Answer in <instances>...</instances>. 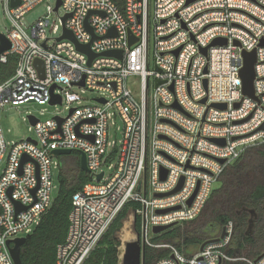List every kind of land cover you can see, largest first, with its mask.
I'll list each match as a JSON object with an SVG mask.
<instances>
[{"label": "built area", "instance_id": "2783aa9c", "mask_svg": "<svg viewBox=\"0 0 264 264\" xmlns=\"http://www.w3.org/2000/svg\"><path fill=\"white\" fill-rule=\"evenodd\" d=\"M47 1L19 0L11 7L10 0H1L10 27L0 34L10 48L0 54V65L10 57L15 65L0 81V111L51 105L53 94L60 104L51 106L66 115L41 121L28 114L29 122V116L37 120L30 127L34 137L17 142L5 141L0 124V264H14L13 244L7 242L30 235L55 199L58 161L51 150L83 152L89 177L72 196L54 264H84L126 207L139 218L144 249L167 251L154 264H264V254L253 260L228 254L230 221L191 253L154 242L162 232L152 231L196 220L227 167L246 149L264 144V0H122L121 6L114 0H55L46 16L25 27L24 16ZM59 30L56 38L48 37ZM64 31L89 45L94 55L89 64L72 41L59 40ZM217 39L226 43L211 45ZM111 51L120 56L101 55ZM253 51L254 97H249L240 72L242 53ZM86 91L98 93L95 106H83ZM116 119L122 121L116 129L121 135L111 140ZM24 156L28 161L22 163ZM105 168L112 170L108 177ZM16 205L22 209L16 211Z\"/></svg>", "mask_w": 264, "mask_h": 264}, {"label": "trees", "instance_id": "16d2710c", "mask_svg": "<svg viewBox=\"0 0 264 264\" xmlns=\"http://www.w3.org/2000/svg\"><path fill=\"white\" fill-rule=\"evenodd\" d=\"M114 1L121 6L122 0ZM14 65V57H10L6 65H0V81L12 74ZM57 161L56 197L39 225L26 236L20 249L22 264H54L56 245L63 242L66 236L72 196L89 181L88 175L80 169L78 153L59 156ZM251 172L264 179V144L246 149L237 161L227 167L218 181L219 187L212 190L200 216L189 222L194 224L190 231L181 233L179 225H176L153 238V241L176 244L179 249L184 247L185 252L191 253L209 239L211 234L219 233L230 221L233 224L228 250L230 256L253 260L264 254V181L254 187L248 185L246 180ZM137 206L130 204L132 208ZM236 210L241 211L238 213ZM248 210L256 214L250 234L247 233L250 218ZM128 212L129 207H126L119 214L84 264H118L117 240L113 235ZM134 227L136 233H139L138 217L134 220ZM166 256V250L145 247L142 264H154L156 260ZM222 264L247 263L237 260Z\"/></svg>", "mask_w": 264, "mask_h": 264}, {"label": "rangeland", "instance_id": "374dc122", "mask_svg": "<svg viewBox=\"0 0 264 264\" xmlns=\"http://www.w3.org/2000/svg\"><path fill=\"white\" fill-rule=\"evenodd\" d=\"M55 5V0H49L47 2H43L37 7H35L32 11H30L28 14L24 16L23 24L25 27H29L33 25L35 22H37L40 18L44 17L48 13V7L53 8ZM59 14H62V11H59ZM52 21L55 22V24H58V16L57 14H53L51 17ZM9 23L7 19L4 16L3 12V5L0 0V33L6 34L9 30ZM60 34V30L57 35L49 33L48 37L56 38ZM76 92H79V90H75ZM84 104L83 106L86 107H93L95 106V102L93 99H96L99 97L98 93L96 92H90L86 91L84 94H82ZM42 113V114H41ZM56 113H58L61 117H64L66 115L65 111L60 106H51V105H45V106H39L37 104H25L21 105L19 107H6L3 110L0 111V124L3 129V135L4 139L7 142H17L23 139H26L27 137H34V133L32 130H30L31 124L27 119L28 114H31L41 121H45L47 119H51ZM117 127L122 128V121L120 119H116L115 125L110 126L109 129V135L110 139H119L121 133L116 131ZM113 166L115 167L116 162H112ZM106 176L108 177L112 170H108L105 168ZM255 176L252 172L249 173L248 179L246 182H248V185L253 187L259 183H263L264 179ZM54 178L57 181V172L54 171ZM245 184V183H244ZM219 183L213 185L212 190L219 187ZM57 190H54L52 193L53 197H56ZM238 213L241 210H236ZM250 214V218L248 221L247 226V233L250 234L253 228V223L256 219V214L252 210H248ZM194 224L191 223H184L179 225L180 232L183 233L186 230H191L193 228ZM218 235V233L211 234L210 238H215ZM114 238L117 240V248L118 251L122 250L126 242L129 241H135L137 237V233L135 231L134 227V217L131 213H127L126 216L121 220L117 230L114 232ZM23 238L25 235L22 236Z\"/></svg>", "mask_w": 264, "mask_h": 264}, {"label": "water", "instance_id": "95a60500", "mask_svg": "<svg viewBox=\"0 0 264 264\" xmlns=\"http://www.w3.org/2000/svg\"><path fill=\"white\" fill-rule=\"evenodd\" d=\"M191 1V0H190ZM19 4V0H10V6L11 7H15ZM60 2L57 1L56 2V8L55 10L59 7ZM65 17L62 19L64 21ZM87 28V26H86ZM88 31L91 33V29L87 28ZM112 32V31H111ZM109 33L108 35L112 34ZM61 39H67L72 41L75 45L76 48L84 53L85 55L88 56L89 60H88V64L90 63V61L93 59L94 55L90 52L89 50V45H79L73 38L72 34L68 31H64L63 35L59 38V40ZM135 42L134 37H132L129 34V45H132ZM225 40L224 39H217L215 41L212 42L211 45H223L225 44ZM10 48V44L8 42V40L0 34V54L4 51H7ZM177 53V52H176ZM202 53H206V49H202ZM102 56H113V57H119L120 56V52H106L101 54ZM242 58H243V67L241 69L240 72V78L242 80V92L244 95H247L249 97H254L253 96V87H252V82L254 79V64H255V60H256V56H255V52H243L242 53ZM35 67H37V69L42 72L43 70V63L39 60H36L34 62ZM205 84V82H204ZM82 85V83H81ZM55 86H52L50 88V92L52 94L53 89ZM98 102L103 103V100H98ZM51 105L54 104H60V97L57 95H53L51 96V101H50ZM175 106V105H174ZM176 107V106H175ZM213 107L219 108V109H223L225 106L222 104H214ZM29 120H30V124H35L36 123V119L33 118L32 116H29ZM61 119L58 118V122L61 123ZM261 129H264V125L261 127ZM213 142L215 143H219L221 145L224 144L223 140H216V139H212ZM72 152L70 150H51L50 154L56 158H58L59 156H64V155H69ZM79 154V166L80 169L87 173L88 172V168L86 166V156L83 152L79 151L77 152ZM28 161V158L26 156L22 157V163ZM221 163H224L225 160H220ZM103 176V173H100L99 175H97L96 179L97 181H99ZM165 177V173L162 176V179H164ZM182 185V180L179 184V186L172 192H176L180 189ZM170 193V194H172ZM165 195H169V194H165ZM158 197H162L164 195L158 194L156 195ZM194 198V195L190 198V200L187 202V205H190L192 200ZM16 211H20L22 209V207H20L19 205L15 206ZM167 210L164 211H157V213H162V212H166ZM172 227H174V224L168 225V226H161V227H154L153 228V233L154 234H158L164 231H167L169 229H171ZM25 242V238H18L15 239L12 242H7V245L9 247L10 243L13 244L12 247L9 248V252L11 254V257L14 261V264H22L21 263V258H20V249L21 246L23 245V243ZM205 243H203L200 247V250L203 249ZM143 251H144V247L142 246V244L140 243L139 240V236L136 237L135 241H129L126 242V244L124 245V247L122 248V250L118 251V264H142V256H143Z\"/></svg>", "mask_w": 264, "mask_h": 264}]
</instances>
